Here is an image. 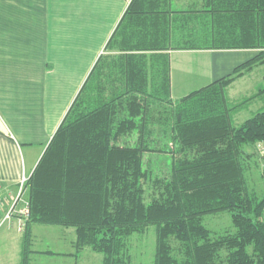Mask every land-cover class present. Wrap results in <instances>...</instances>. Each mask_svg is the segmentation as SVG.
I'll return each instance as SVG.
<instances>
[{
	"label": "trees",
	"instance_id": "obj_1",
	"mask_svg": "<svg viewBox=\"0 0 264 264\" xmlns=\"http://www.w3.org/2000/svg\"><path fill=\"white\" fill-rule=\"evenodd\" d=\"M238 48L259 53L172 99L170 50ZM105 50L29 179L21 264L36 223L74 227L75 246L102 253V264H130L129 238L151 225L152 264H264V190L248 177L249 147L264 144V104L235 123L254 95L227 96L264 65V0H203L193 10L131 0ZM225 211L233 229L213 235L204 216Z\"/></svg>",
	"mask_w": 264,
	"mask_h": 264
},
{
	"label": "crops",
	"instance_id": "obj_2",
	"mask_svg": "<svg viewBox=\"0 0 264 264\" xmlns=\"http://www.w3.org/2000/svg\"><path fill=\"white\" fill-rule=\"evenodd\" d=\"M130 1L0 0L2 196L17 193L24 172L32 175ZM202 5L203 0H171L175 10ZM258 53L255 48L170 50L172 99L227 76ZM253 72L228 86L229 101L236 84ZM5 225L8 230L0 231V264H21L23 231L15 222ZM37 226L32 225L28 264H84V248L74 244L75 228L52 231V241L38 249L33 244L47 237ZM15 228L16 237L11 230Z\"/></svg>",
	"mask_w": 264,
	"mask_h": 264
},
{
	"label": "rangeland",
	"instance_id": "obj_3",
	"mask_svg": "<svg viewBox=\"0 0 264 264\" xmlns=\"http://www.w3.org/2000/svg\"><path fill=\"white\" fill-rule=\"evenodd\" d=\"M105 51L106 50L104 49L102 53H105ZM261 86H264V65L257 67L252 74H250L249 76L241 80L238 84H236L235 86L236 90H234L231 94L232 96V98H230L231 104L234 102L246 100L252 97L253 95L254 96L253 98L247 100L245 102L246 104H243L241 106L240 108L241 110H239L234 115L233 120L235 123H240L244 121L246 118L250 117L257 109H259L260 105L264 104V100H262L263 97L260 96L256 97L255 94H253L254 92L259 91ZM200 87L201 85H197L193 90H196ZM249 148L251 151L255 150L257 153L249 164L250 165V171L248 172L249 182L253 188H256L259 192H262L264 190V176H262V173H264V166H263L264 144L263 143L257 144L256 149H251V147ZM41 150L38 153V158L40 156L39 154H41ZM155 154L160 155V157L156 158V160L160 159L159 167L166 169L168 163L166 159H164V156L160 153H155ZM146 187H147L146 196H147V200H149L151 199V193L154 191L153 188L154 186L150 182L149 184H147ZM204 222L212 230L213 235L222 234L233 229L231 214L227 211L217 214H207L204 216ZM37 227H39L41 231L40 233L43 234L42 236L47 237L46 239H43V241H38L35 244H33V248L39 249L45 247L46 244L52 241V239H49L50 235L53 233L52 231H54L55 234H57V231H61L62 229H65L64 227L66 226L56 225V224H40V226ZM71 228L74 227L71 226ZM5 230H8L7 225L3 226L0 231H5ZM11 230L14 231L15 237L16 235H19L17 228ZM128 243H129V254L131 257L130 264H152L154 261L155 249H156L155 225L149 226L146 229V231H144L143 233L133 234L129 238ZM81 257H84L82 258L84 264H102L103 254L93 251L90 247H85L81 254Z\"/></svg>",
	"mask_w": 264,
	"mask_h": 264
},
{
	"label": "built area",
	"instance_id": "obj_4",
	"mask_svg": "<svg viewBox=\"0 0 264 264\" xmlns=\"http://www.w3.org/2000/svg\"><path fill=\"white\" fill-rule=\"evenodd\" d=\"M30 177L31 174L26 172L22 174L19 189L11 198L0 194V228L5 224L15 222L20 231L25 230L27 219L30 216V202L26 195Z\"/></svg>",
	"mask_w": 264,
	"mask_h": 264
}]
</instances>
